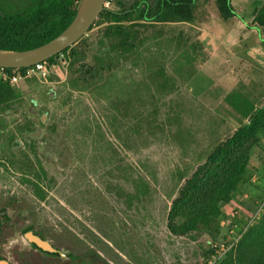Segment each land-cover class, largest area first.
<instances>
[{"label":"rangeland","instance_id":"obj_1","mask_svg":"<svg viewBox=\"0 0 264 264\" xmlns=\"http://www.w3.org/2000/svg\"><path fill=\"white\" fill-rule=\"evenodd\" d=\"M4 1L12 10L26 12L37 2ZM202 2L194 22L154 25L146 31L147 40L135 53L117 58L91 87L71 88L74 76L66 62L45 65L44 76L36 74L31 82L22 79L14 85L22 98L16 112L8 109L6 115L0 114V124L7 122L0 136V161L20 137L19 124L39 127V106L48 108L46 126L55 131L49 134L45 129L48 133L41 137L42 145L52 146L47 153L39 148L36 156L29 154L32 164L39 161L45 173L40 183L43 199L21 184L11 167L0 175V205L8 206L11 217L37 225L59 247L79 252L91 246L109 264H202L213 244L224 237L237 240L242 225L260 217L264 139L251 158L249 181L231 203L221 205L218 238H179L166 228L167 212L180 186L215 143L246 123L224 102L231 81L214 84V66H204L210 49L204 50L206 42L197 38L201 32L214 33V28L201 25L214 19V5ZM232 3L236 5L235 0ZM102 30L97 23L76 42L84 62H93ZM178 32L190 38L187 42L181 38L179 49L169 40ZM193 71L195 76L183 80ZM255 79L257 83L247 85L245 94L264 109V79ZM48 89L56 93L55 99L46 97ZM13 240L21 241L19 231L5 236L0 251L6 246L8 255L7 245Z\"/></svg>","mask_w":264,"mask_h":264},{"label":"trees","instance_id":"obj_2","mask_svg":"<svg viewBox=\"0 0 264 264\" xmlns=\"http://www.w3.org/2000/svg\"><path fill=\"white\" fill-rule=\"evenodd\" d=\"M81 1L37 0L33 9L26 13L13 10L3 13L0 6V50L24 51L52 40L70 24ZM214 1L222 18H229L227 0ZM164 4L170 8L171 13L179 8L186 10L184 20L192 19L187 4ZM160 10L158 2L157 11ZM102 18L107 21L110 32H105L103 39H100L92 63L84 62V54L75 49L76 43L45 61L48 66L66 62L74 76L70 81L73 89H85L99 83L106 69H111L117 58L132 54L137 49L134 31L117 30L118 23L116 25L114 21L118 18L115 13L107 12L104 16L102 12L94 24H101ZM255 21L264 24V9ZM25 70L6 69V72L11 77ZM32 80L25 77L22 81ZM231 95L225 101L239 116L246 119V123L236 126L231 135L215 143L193 174L178 189L166 216L167 231L173 236L195 238L207 235L212 241L218 238L221 234V205L231 203L233 196L239 194L250 179L251 158L259 141L264 139V109L257 108L240 93ZM16 97L14 88L0 82L1 109L12 106ZM241 230L235 246L216 264H264V211L253 224L245 222ZM204 256L207 257L208 253ZM91 258V264H99L94 263V253Z\"/></svg>","mask_w":264,"mask_h":264},{"label":"flooded vegetation","instance_id":"obj_3","mask_svg":"<svg viewBox=\"0 0 264 264\" xmlns=\"http://www.w3.org/2000/svg\"><path fill=\"white\" fill-rule=\"evenodd\" d=\"M108 1V8H104V11H102L104 13V16L107 12L115 13L116 17L118 18L114 21L116 25L118 23L117 30L128 32L131 29L132 31H134L136 48L138 47V45L141 46L140 43L143 44V42L147 40L145 32L153 28L154 25L164 26L171 24H189L191 22H194L196 20V14L199 12V9H201V6H203L204 4L202 0ZM208 1H211L214 5V19L211 20V23L203 22L201 24L202 27L204 24H208L210 27L214 28V25L218 24L226 32L229 31L235 25L236 22H241L244 23L248 28H256L261 32L264 30V24L260 25L258 22L255 21L256 16L261 10L264 9V0H235L236 5L232 3V0H227V4L230 7V17L225 19L222 18V16L220 15L216 2L214 0H207V2ZM158 2H160L161 6L160 11H157ZM172 2H174L175 4H187V7H189L190 12L192 14V19L190 21L184 20L183 16L186 15L187 11H183L180 8L175 9L173 13H171L170 8L168 6H165L164 3H167L169 5ZM0 6L2 8L3 13H9L12 10V8H10V6L6 4L4 0H1ZM249 6H251V8H249ZM19 12L26 13V10H19ZM163 15L166 17H164ZM101 21V25L103 27L102 34H105V32L108 34L110 30L107 29V21L103 18ZM96 24H93L92 26L94 27V25ZM201 34L202 32L200 33V35ZM199 36L197 39H199ZM183 37H185V42L190 39L189 36L185 35L184 33L178 32L177 34H173L170 37L171 39L169 40H172L174 46H177V44H181V38ZM138 42L140 43L138 44ZM177 47L179 49V45ZM135 51L136 50H134L133 53H135ZM35 75L36 74L30 75L29 77L32 78V76ZM193 76H195L194 71L192 74L190 72L189 76L185 77L183 80L189 81ZM9 86L15 89L17 97L15 98L12 106L6 107L5 109L0 108V114L6 115V113H8V109L13 112H16L22 98V91L20 89H18L17 87L15 88V86H12L10 84ZM228 94V97H232L231 93ZM45 95L48 99H55L56 97V93L52 91V89H48ZM242 97L249 99L247 96L244 95H242ZM225 98L224 102L229 105V103L225 101ZM249 100L255 105V103L251 99ZM30 102L33 107L37 106L36 101L31 99ZM67 106L68 105L64 106V112L67 111ZM38 113V128H35L31 124H19L17 130L20 137L15 138L12 141L8 154L3 155V157L1 158L0 175L11 167L15 170V172L20 175V183L26 186L29 185L31 189L34 190V196L38 197L39 199H43V195L41 194V190L43 188L40 183L43 182L41 177L44 178L45 173L39 161L36 165L32 164L29 154L32 153L36 156L37 152H35V150L38 151L39 148L43 149L45 153H47L48 150L52 148V146H49L48 144H45V146L42 145L43 139L41 137L45 133H48L45 132V129L49 131V134L53 133L55 130H53L52 127L49 128L50 126H46V121L48 119V108L46 106H39ZM5 126H7V122L4 119V121H2L0 124V127L2 128H0V136L5 131L3 129ZM10 150H13V153L10 152ZM16 153H18L17 157ZM33 167H35V169L38 171L32 169ZM10 201L15 202V198L9 197V202ZM9 212L10 209L7 205H0V247L5 245V243H3L5 240V236L9 232L14 230L19 231L21 241H19L18 243L17 240H13L8 243L7 247H9L10 249L8 255L5 251L6 246L5 250L0 251V261H4V264H47L44 262V260L47 259L53 261L52 264H91L92 253H94L96 256V261H94V263L99 262V264H109L101 255V253L99 251L93 250L91 246H88L87 248L85 247L84 251L79 252L57 246L53 242V239L49 237L46 234L47 232H45L43 229L39 228L35 224L26 223L25 220L21 217H11L9 215ZM28 235L37 236L41 240L48 242L53 249H55L56 251H60L63 255L43 251L42 249L38 248L34 243L29 241ZM37 260H39L38 263Z\"/></svg>","mask_w":264,"mask_h":264},{"label":"crops","instance_id":"obj_4","mask_svg":"<svg viewBox=\"0 0 264 264\" xmlns=\"http://www.w3.org/2000/svg\"><path fill=\"white\" fill-rule=\"evenodd\" d=\"M203 26L207 27L208 24ZM209 34L202 33L198 41L206 42L204 50L210 49V60L204 66H214V84L219 86L224 81H231L232 86L228 85V93L238 92L249 98L245 94L247 85L256 84L255 77L258 81L264 79V30L261 32L236 22L226 32L218 24L214 25V34ZM225 66L229 70H225Z\"/></svg>","mask_w":264,"mask_h":264},{"label":"water","instance_id":"obj_5","mask_svg":"<svg viewBox=\"0 0 264 264\" xmlns=\"http://www.w3.org/2000/svg\"><path fill=\"white\" fill-rule=\"evenodd\" d=\"M106 0H82L70 24L55 38L45 44L24 51L0 50V68L22 69L29 68L61 53L80 40L91 28L99 15L104 11ZM30 242L49 253L63 255L53 249L46 241L37 236L28 235ZM4 264V261H0Z\"/></svg>","mask_w":264,"mask_h":264},{"label":"built area","instance_id":"obj_6","mask_svg":"<svg viewBox=\"0 0 264 264\" xmlns=\"http://www.w3.org/2000/svg\"><path fill=\"white\" fill-rule=\"evenodd\" d=\"M103 6L104 8H108L109 1L106 0ZM45 65H46L45 62L38 63L29 68H25L26 70L23 73H16L11 77L7 74L6 69L0 68V82L8 83L14 86L17 83H19L23 78L28 77L30 75L40 74L44 76ZM14 70H18V69H14ZM237 240L230 242L228 241L227 237H224V239L222 238L221 240L213 244L211 246L209 256L202 264H216L235 246Z\"/></svg>","mask_w":264,"mask_h":264}]
</instances>
